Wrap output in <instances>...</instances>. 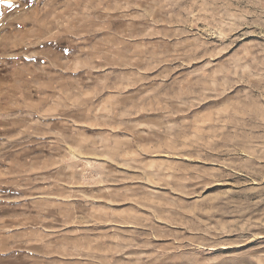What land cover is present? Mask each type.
<instances>
[{"label":"rangeland","instance_id":"374dc122","mask_svg":"<svg viewBox=\"0 0 264 264\" xmlns=\"http://www.w3.org/2000/svg\"><path fill=\"white\" fill-rule=\"evenodd\" d=\"M0 115V264H264V0H0Z\"/></svg>","mask_w":264,"mask_h":264},{"label":"crops","instance_id":"0c3cea01","mask_svg":"<svg viewBox=\"0 0 264 264\" xmlns=\"http://www.w3.org/2000/svg\"><path fill=\"white\" fill-rule=\"evenodd\" d=\"M8 116H10V115H7V116H1L0 115V137H2V135L4 136V134H6V132H7L5 125L3 124L2 119H7ZM6 122H8V120H6Z\"/></svg>","mask_w":264,"mask_h":264}]
</instances>
